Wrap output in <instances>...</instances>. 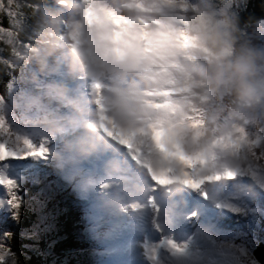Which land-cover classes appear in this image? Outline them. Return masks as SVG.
<instances>
[{"label": "clouds", "instance_id": "1", "mask_svg": "<svg viewBox=\"0 0 264 264\" xmlns=\"http://www.w3.org/2000/svg\"><path fill=\"white\" fill-rule=\"evenodd\" d=\"M246 3L40 0L28 5L36 19L25 41L20 5L0 0L10 20L0 43L24 69L0 95V132L34 151V141L58 139L57 160L69 167L105 157L104 207L142 215L161 248L183 255L163 243L169 217L156 194L178 202L193 193L189 184L228 172L246 183L264 155V19L242 21ZM68 81L85 82L86 94Z\"/></svg>", "mask_w": 264, "mask_h": 264}, {"label": "rangeland", "instance_id": "2", "mask_svg": "<svg viewBox=\"0 0 264 264\" xmlns=\"http://www.w3.org/2000/svg\"><path fill=\"white\" fill-rule=\"evenodd\" d=\"M27 1L34 4L38 3L34 2V0H16V4L20 5V11L31 12V8L25 4ZM37 1L40 2V0ZM43 2L51 4L52 0H43ZM2 16L4 14L0 13V20ZM31 18L36 19L32 16L25 21V33H29V35L32 34L35 25V20L31 21ZM17 67L20 68L19 73L11 78L10 83L2 90L0 95L5 94V92L10 95L15 90L17 78L24 75L22 66L17 65ZM62 77L63 73L58 72L50 79H60ZM68 83L71 87L86 94L87 84L85 82L68 81ZM34 144L38 149L42 146L45 147L47 154L44 156H26L23 159L7 160L0 163V171L3 167L7 177H9L8 179L15 183L16 187L12 191L19 202L17 209L10 208L6 203L7 199L11 198L9 190L1 186L0 261H3V264H6V261L8 264L10 263L6 252L8 240L4 236V230L8 227H13L17 232H20L23 229L22 219L25 218L26 209L32 207V215H35V219L30 225L33 230L35 227L41 229V224H44L45 227L47 221H52V215L66 212V210L60 209L58 212L56 202L52 203V200H50L52 197L51 188L55 184L54 186L61 193L62 199H66L65 204H72L80 209L76 218L81 222L77 223H82L80 225L82 238L89 242L85 246L87 248L86 253L81 256V264H109L108 258L111 255L109 250L111 244H108L107 240L111 238L110 236L114 237L116 242H119L121 234L127 231H135L136 227L138 229V225L139 227L141 226V222L137 223L139 221H136L138 218L136 215L111 213L104 207L102 193L100 192V187H102L100 181L104 179L103 165L105 157L90 158L87 161L79 162L69 167L59 163L57 160L58 139H45L43 145L39 141H34ZM245 172L243 175L244 179L248 181L246 183L230 181L225 178L226 174L220 175L222 178L213 182L221 186L232 184V191L235 196L231 195L229 191L227 192L231 198L240 194L244 197V199L240 200L241 206L230 211L234 216H229V221H223L222 223L217 221L218 218L215 211L209 207L205 209L204 205L202 207L206 212L203 215L199 214V217H197V215L192 216V214L200 207L196 208L194 205L185 209V206L188 205L183 203L182 200L171 202L162 195L160 199L155 197L156 203L169 217V226L164 233L172 237L178 245H184L185 247L182 246L184 253L186 248L193 247L196 251L193 263L250 264L251 260L255 259L256 254L260 257V254L264 253V158L257 156L252 166L247 168ZM52 181L54 183H51ZM204 189L208 190L209 187L207 186ZM196 194L199 196V193ZM190 209H193L192 213H190ZM70 215L72 219L76 216L74 214ZM120 216L122 217L116 227L114 223L117 222ZM226 222L227 227H224L223 225ZM73 226L75 225L73 224ZM147 226L155 231L153 225L146 221V226L144 227ZM199 227L203 229H198ZM204 231L209 232L213 236V240ZM23 232H26V230L24 229ZM190 237H196L199 240L204 239L208 242L206 245L209 247L201 248L198 245L197 248V246L188 242ZM113 242L110 241V243ZM160 252L169 258L167 259L168 264L178 263L169 256L171 254L167 249L161 248ZM167 260L162 259L165 264H167ZM260 260L264 264V256Z\"/></svg>", "mask_w": 264, "mask_h": 264}, {"label": "trees", "instance_id": "3", "mask_svg": "<svg viewBox=\"0 0 264 264\" xmlns=\"http://www.w3.org/2000/svg\"><path fill=\"white\" fill-rule=\"evenodd\" d=\"M34 2L39 1L34 0ZM25 4L28 7L34 3L27 1ZM20 12L24 15L25 21L32 17L30 11ZM3 14L0 25L7 29L10 27V20L6 13ZM240 16L242 21L249 18L253 20L264 19V0H247L246 5L241 6ZM32 20L35 19L31 18ZM28 36L29 33H24L23 39L27 41ZM9 58L7 48L0 43V59L8 60L9 64L12 65L9 67L0 64V93L10 83L11 78L20 71V68ZM54 185L51 188L52 197L50 200L52 203L56 202L58 212L60 210H66V212L52 215V221H47L45 227L44 224H41V229L34 226L35 229L33 230L30 225L33 223L35 215H32V207L26 209L25 218L22 219L23 229L20 232H17L13 227L4 230V236L8 240L6 252L8 253L7 258L10 260L9 264H81V256L86 253L87 248L85 246L89 242L82 238L80 231L82 223H77L81 222L76 218L80 209L72 204L66 205V199H62L61 193ZM45 202L47 203V201ZM70 214L76 215L74 219L71 218ZM24 229L26 232H23ZM6 264H8L7 261Z\"/></svg>", "mask_w": 264, "mask_h": 264}, {"label": "bare ground", "instance_id": "4", "mask_svg": "<svg viewBox=\"0 0 264 264\" xmlns=\"http://www.w3.org/2000/svg\"><path fill=\"white\" fill-rule=\"evenodd\" d=\"M0 175L6 177L7 179L9 178L7 177V174L3 167L0 171ZM208 187H209L208 190L202 189V191L208 192V195H209L208 199H205L200 194L198 196V194L196 193H191L186 198H182L181 200L183 201V203H186L187 198H189L190 200V202L189 201L187 202L186 205L188 206H185V209L188 207H193L194 205L196 206V208L200 207L195 212H193V209H190V213L193 212L192 216H194V215H198V212L201 209H204L202 207V205H204L205 209L206 207H209L213 209V211H215V213L217 214L218 222L222 223L223 221H227L229 219V216H234L232 213H230V211L233 209H237L241 206L240 200H242V198L244 199L243 195L240 194L234 198H231L229 193L233 195L234 192L232 190L229 191V193H227L228 191L224 193L221 191H212L211 184H208ZM0 191H1V186H0ZM155 197H159L160 199L161 195L157 193ZM230 201H233V202H230ZM226 202H228L229 204ZM136 216L138 217L136 221H139L137 223L139 224L141 222V226L139 227L138 225V229L136 227V229L134 228L135 231H130V232L127 231L126 233H123L124 235L121 234L119 238L120 239L119 242H116L115 238L112 236H110L111 238L107 240L108 244H111L110 249H109L111 252L110 253L111 255L108 258V263L109 264H165L164 261H162V259L167 260L169 258L165 255H162V253L160 252L161 248L158 242L161 239V233L151 230L150 228H148V226L144 227L146 226V221H145L146 219L142 215H136ZM121 217L122 216L118 217L117 222L114 221L116 222L114 223L115 226L116 225L118 226L119 224L118 221H120ZM223 226L227 227V222ZM198 229H203V228L199 227ZM207 229L210 230L209 228ZM205 233L209 235L210 238L213 239V236L209 232H205ZM164 235L167 239L173 240L172 237L168 236L167 234L164 233ZM110 241H114V242L110 243ZM188 242L195 246L199 245L201 248L209 247L208 245H206L208 244V242H206L204 239L199 240V238L197 239L196 237H190ZM153 252L155 253V259H153L151 256V253ZM170 254L171 255L169 256L172 257L174 260H176L178 262L177 264H187V263L188 264H198V263H193L195 260L194 257L196 256V251L193 248H186L185 253L183 255H173L171 252ZM263 256H264V253H261L260 257L258 256V254H256V258L260 262H261L260 258ZM167 264H168V260H167ZM199 264H202V263L200 262Z\"/></svg>", "mask_w": 264, "mask_h": 264}, {"label": "snow or ice", "instance_id": "5", "mask_svg": "<svg viewBox=\"0 0 264 264\" xmlns=\"http://www.w3.org/2000/svg\"><path fill=\"white\" fill-rule=\"evenodd\" d=\"M97 87H99L97 85ZM22 145V146H21ZM45 150L43 147L39 149V151H34L32 149L31 143L28 140H22L19 142L10 141L6 134V129L3 132H0V163L7 160H17L23 159L26 156H44ZM256 155L259 158H264L260 152H257ZM233 173H226L225 178L231 179ZM153 180L157 183H165L166 181H161L157 176L153 175ZM222 177L220 175L215 176H206L201 177L199 180L191 183L188 187L192 190L193 193H199L205 199L209 198L207 191H202L206 184H211L215 181H219ZM0 185H3L5 188L9 190V195L11 198L7 199V205L12 209H17L19 207L18 199L15 193L12 191L16 186L15 183L6 177L0 175ZM163 243H166L167 246L175 251L176 253H184V248L178 245L174 240H167Z\"/></svg>", "mask_w": 264, "mask_h": 264}, {"label": "water", "instance_id": "6", "mask_svg": "<svg viewBox=\"0 0 264 264\" xmlns=\"http://www.w3.org/2000/svg\"><path fill=\"white\" fill-rule=\"evenodd\" d=\"M255 259L260 263V264H263L262 262H260L256 257H255Z\"/></svg>", "mask_w": 264, "mask_h": 264}]
</instances>
